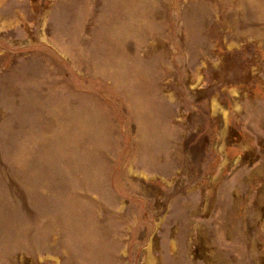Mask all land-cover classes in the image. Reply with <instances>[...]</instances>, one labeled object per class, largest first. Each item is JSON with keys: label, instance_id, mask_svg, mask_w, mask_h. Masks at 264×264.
<instances>
[{"label": "rangeland", "instance_id": "1", "mask_svg": "<svg viewBox=\"0 0 264 264\" xmlns=\"http://www.w3.org/2000/svg\"><path fill=\"white\" fill-rule=\"evenodd\" d=\"M0 264H264V0H0Z\"/></svg>", "mask_w": 264, "mask_h": 264}]
</instances>
